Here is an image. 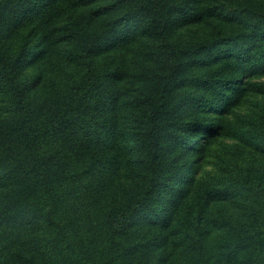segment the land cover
Instances as JSON below:
<instances>
[{"label": "trees", "instance_id": "obj_1", "mask_svg": "<svg viewBox=\"0 0 264 264\" xmlns=\"http://www.w3.org/2000/svg\"><path fill=\"white\" fill-rule=\"evenodd\" d=\"M263 76L264 0H0V264H264Z\"/></svg>", "mask_w": 264, "mask_h": 264}, {"label": "rangeland", "instance_id": "obj_2", "mask_svg": "<svg viewBox=\"0 0 264 264\" xmlns=\"http://www.w3.org/2000/svg\"><path fill=\"white\" fill-rule=\"evenodd\" d=\"M72 65H68L65 60L64 56L59 52V50H55L53 54L50 56V60L47 63L41 64L38 68L39 72L44 73V81L45 85L50 87V80L53 76H58L60 78L61 76H64L66 69L71 68ZM254 80H264V76L261 78H256ZM39 90L44 93L46 91L45 86H40ZM249 96V95H248ZM246 96V97H248ZM246 97L244 96L242 103L239 105L238 110H235L236 112H247L250 110L255 109V105H252V100H256L251 96V98H248L246 100ZM259 100H262L264 102V97H256ZM225 108H219V111L217 112H210V116H216L217 118H220L223 116V111ZM228 118L232 121L237 120V115L235 113H232L228 115ZM231 130L223 131L219 130L211 135H207L206 129H201L200 131L194 133V139L196 141H199V139H202L203 142H205L204 146L206 147L203 150H191V158L198 164L200 167L199 169V176L209 174V173H215L220 165L226 164L229 158H234L235 152L234 149L231 147V145L234 144V142H237V138L233 139L231 137ZM244 146V145H243ZM237 153H240L244 161L253 162L256 164L264 165V151L255 149L253 147L244 146V148H241V150H238ZM168 210L167 204L163 207V213L162 215ZM83 213V212H82ZM82 214H77L79 217ZM146 221V219L144 220ZM153 221V227L159 226V220L158 216H155L152 218ZM138 233H143V231L138 228ZM91 236V235H90ZM161 250V249H159ZM161 264V263H160Z\"/></svg>", "mask_w": 264, "mask_h": 264}]
</instances>
